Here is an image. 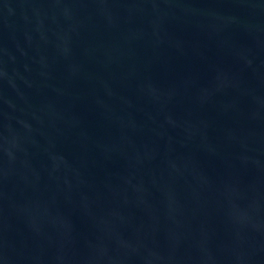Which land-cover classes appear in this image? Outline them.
<instances>
[{
	"label": "water",
	"instance_id": "obj_1",
	"mask_svg": "<svg viewBox=\"0 0 264 264\" xmlns=\"http://www.w3.org/2000/svg\"><path fill=\"white\" fill-rule=\"evenodd\" d=\"M0 264H264V0H0Z\"/></svg>",
	"mask_w": 264,
	"mask_h": 264
}]
</instances>
